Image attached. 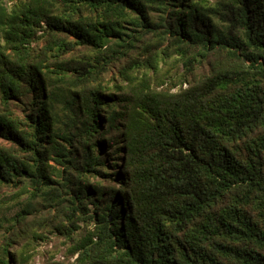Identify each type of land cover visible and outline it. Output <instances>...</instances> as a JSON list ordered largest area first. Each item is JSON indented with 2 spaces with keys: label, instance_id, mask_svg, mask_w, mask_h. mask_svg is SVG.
Masks as SVG:
<instances>
[{
  "label": "trees",
  "instance_id": "trees-1",
  "mask_svg": "<svg viewBox=\"0 0 264 264\" xmlns=\"http://www.w3.org/2000/svg\"><path fill=\"white\" fill-rule=\"evenodd\" d=\"M169 60L187 74L155 87ZM19 184L72 243L45 264H264V0H0ZM14 242L0 264H34Z\"/></svg>",
  "mask_w": 264,
  "mask_h": 264
},
{
  "label": "rangeland",
  "instance_id": "rangeland-1",
  "mask_svg": "<svg viewBox=\"0 0 264 264\" xmlns=\"http://www.w3.org/2000/svg\"><path fill=\"white\" fill-rule=\"evenodd\" d=\"M117 68L104 77V83L110 88L121 81ZM161 68L166 77L155 75L153 72L150 74L154 86L159 88H167L172 82L179 81L182 79L181 76L187 74L185 67L179 66V63L172 60L162 65ZM163 82L165 86H161ZM118 168L120 170L123 168L120 162H118ZM23 188V184L0 187V219L3 224L0 228V244L9 239H15L14 244L10 245L11 253L19 259V255L27 251L29 254L27 257L34 264L73 262L75 258L71 257L70 239L57 231L61 225L59 222L62 221L57 216V205L51 201L46 202L43 198L33 200L29 193L33 190L30 188L27 191ZM63 224L66 225V221H63ZM79 226L81 229H86L88 224L80 223Z\"/></svg>",
  "mask_w": 264,
  "mask_h": 264
}]
</instances>
